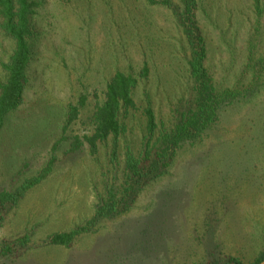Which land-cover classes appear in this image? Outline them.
<instances>
[{
    "label": "rangeland",
    "instance_id": "obj_1",
    "mask_svg": "<svg viewBox=\"0 0 264 264\" xmlns=\"http://www.w3.org/2000/svg\"><path fill=\"white\" fill-rule=\"evenodd\" d=\"M35 1L23 101L0 130V188L14 190L51 157L55 162L6 213L0 243L28 233L31 245L0 255V264H198L228 255L251 262L264 249V71L252 93L223 105L213 126L178 151L130 211L102 220L69 248L44 244L89 219L97 196L119 183L125 151L137 152L145 134L144 107L151 104L157 122L168 126L192 82L189 53L167 7L146 0ZM196 18L215 84L248 81V55L264 54V0H197ZM13 48L0 29V81ZM116 71L138 84L114 167L110 138L95 154L86 143L67 150L76 136L92 133L91 115ZM80 95L85 105L63 132L67 106Z\"/></svg>",
    "mask_w": 264,
    "mask_h": 264
},
{
    "label": "trees",
    "instance_id": "obj_2",
    "mask_svg": "<svg viewBox=\"0 0 264 264\" xmlns=\"http://www.w3.org/2000/svg\"><path fill=\"white\" fill-rule=\"evenodd\" d=\"M146 1L151 5L167 7L177 22L189 53L187 67L192 82L190 94L187 99L181 100L173 111V118L168 126L157 122L151 104L148 103L144 107L142 114L145 118V134L137 152L130 149L125 151L119 183L107 186L106 191L97 196L93 214L89 219L68 231L48 235L44 239L46 245L69 248L78 236L93 232L102 220L130 211L145 186L167 174L178 151L184 145L198 141L213 126L223 105H230L247 97L258 87V80L264 71V54L257 60H254L251 54L248 55L244 68L245 76H250L248 81L240 80L231 87H218L215 84L205 64L207 48L196 18L197 0H179L178 6L170 0ZM36 5L35 0H0V29L14 43L8 62L2 64L5 80L0 81V130L6 117L23 101L27 83L26 68L31 57L30 19ZM258 6L256 3L257 9ZM146 73L147 70L143 69L142 74ZM137 84L135 76L116 71L106 84L103 101L96 105L91 115L92 133L82 138L76 136L67 150L68 153L76 151L86 143L90 153L95 154L98 145L110 138V162L114 167L119 165L117 142L126 130L124 119L130 111L137 109L133 98ZM85 101L86 96L80 95L77 104L67 106L63 132L77 119ZM54 162L55 158L51 157L37 175L25 179L14 190L0 188V226L6 213L16 207L30 189L48 176ZM30 245L28 233L12 240H3L0 243V255L23 253ZM198 264H264V249L248 263L228 255L222 260L208 259Z\"/></svg>",
    "mask_w": 264,
    "mask_h": 264
}]
</instances>
